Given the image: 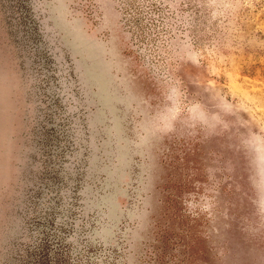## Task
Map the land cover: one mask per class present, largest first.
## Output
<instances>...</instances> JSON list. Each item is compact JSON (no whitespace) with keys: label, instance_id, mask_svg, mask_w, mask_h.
<instances>
[{"label":"rangeland","instance_id":"374dc122","mask_svg":"<svg viewBox=\"0 0 264 264\" xmlns=\"http://www.w3.org/2000/svg\"><path fill=\"white\" fill-rule=\"evenodd\" d=\"M0 264H264V0H0Z\"/></svg>","mask_w":264,"mask_h":264}]
</instances>
